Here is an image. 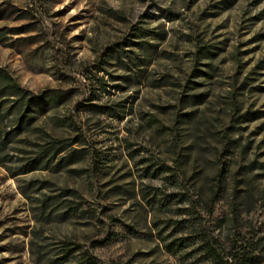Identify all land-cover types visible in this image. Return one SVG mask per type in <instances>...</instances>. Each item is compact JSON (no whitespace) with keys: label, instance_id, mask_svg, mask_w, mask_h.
Listing matches in <instances>:
<instances>
[{"label":"rangeland","instance_id":"rangeland-1","mask_svg":"<svg viewBox=\"0 0 264 264\" xmlns=\"http://www.w3.org/2000/svg\"><path fill=\"white\" fill-rule=\"evenodd\" d=\"M0 69L69 92L0 142V264H59L66 241L97 264L192 263L157 238L184 235L190 207L264 264V0H0ZM52 144L84 158L20 174ZM149 188L187 202L152 210Z\"/></svg>","mask_w":264,"mask_h":264},{"label":"trees","instance_id":"trees-1","mask_svg":"<svg viewBox=\"0 0 264 264\" xmlns=\"http://www.w3.org/2000/svg\"><path fill=\"white\" fill-rule=\"evenodd\" d=\"M12 35L22 34L21 29H9ZM100 71V68H97ZM69 99V92L58 90H46L39 94L21 88L14 79L3 69H0V108L7 104L5 111L1 117H13L14 124L9 130H4L0 133V142L3 144L9 142L20 132L28 128L35 120L37 115L43 114L59 105L65 103ZM71 145L57 146L56 144L49 145L48 148L42 149L37 153L36 157L22 169L25 174L34 170L36 164L45 160L41 166L42 170L51 168L58 170L68 166L76 161L84 158V150H71L65 155H62ZM54 162L53 166H49ZM143 170L150 178H160L170 170L163 165H156L147 161ZM175 175L168 176L172 182ZM140 197L148 206L154 210L162 208L170 204H183L187 202L185 196L181 193L164 194L157 188H149L140 191ZM215 193L211 194L214 200ZM191 208V207H190ZM186 208L180 215L188 217V220H182L175 223L174 227L181 228L180 231L184 235L173 237L169 235L162 237L161 233H157L158 241L163 250L169 256H182L185 260L193 257V262L188 264H256L257 256L253 255V250L248 251L246 247H235L233 244L223 247L214 238H212L203 228L199 217L192 214V209ZM168 240V241H167ZM62 255L59 264H65L68 258L73 253H78V259L75 264H97V261L86 250H82L79 245L71 242L62 243Z\"/></svg>","mask_w":264,"mask_h":264}]
</instances>
